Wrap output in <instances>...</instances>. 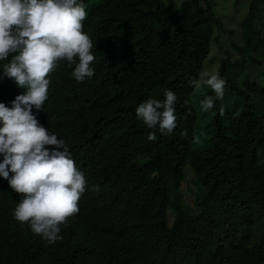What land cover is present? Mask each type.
<instances>
[{
    "label": "trees",
    "instance_id": "1",
    "mask_svg": "<svg viewBox=\"0 0 264 264\" xmlns=\"http://www.w3.org/2000/svg\"><path fill=\"white\" fill-rule=\"evenodd\" d=\"M259 1L233 45L238 59L219 63L227 83L217 99L192 85L220 27L210 0H85L94 75L77 82L75 65L59 62L42 110L33 109L85 173L79 211L50 244L13 217L21 194L0 178V264H264V73H243L264 60ZM5 63L0 102L11 107L24 89L3 74ZM165 89L177 94V126L162 135L135 109ZM206 95L214 107L205 112ZM188 169L196 190L186 210Z\"/></svg>",
    "mask_w": 264,
    "mask_h": 264
},
{
    "label": "clouds",
    "instance_id": "2",
    "mask_svg": "<svg viewBox=\"0 0 264 264\" xmlns=\"http://www.w3.org/2000/svg\"><path fill=\"white\" fill-rule=\"evenodd\" d=\"M87 15L85 0H0V62L7 61L3 74L24 89L11 107L0 102V178L21 194L13 217L50 244L63 238L62 226L79 211L86 178L65 140L46 129L33 109L42 110L48 74L59 62L75 65L71 76L77 82L94 75V45L84 31ZM226 83L218 70L192 81L196 89L213 90L217 99H223ZM163 95L141 102L135 112L148 128L167 135L177 126V94L165 89ZM200 106L211 110L213 97L206 95ZM148 139L155 141L156 132H149Z\"/></svg>",
    "mask_w": 264,
    "mask_h": 264
},
{
    "label": "rangeland",
    "instance_id": "3",
    "mask_svg": "<svg viewBox=\"0 0 264 264\" xmlns=\"http://www.w3.org/2000/svg\"><path fill=\"white\" fill-rule=\"evenodd\" d=\"M182 0H175L176 3ZM252 0H210L213 7L215 19L220 23V27H214L213 41L210 45V54L203 66V73L206 71H217L219 63L229 54L231 61L234 62L238 59L237 52L234 50L233 45H241L243 41L242 24L249 12V4ZM205 8V5H203ZM258 10L261 18L258 23L255 22L257 28L264 36V2H258ZM175 13V12H173ZM244 65L245 70L243 73L249 77L251 81H259L258 72L264 73V60L252 59ZM203 75V74H202ZM226 96V93L224 94ZM194 179L193 172L188 169L186 171V181L181 187L180 194L185 203V209L189 210L193 203L196 187L192 184ZM188 204V205H186ZM174 221V212L172 209L168 210L169 225Z\"/></svg>",
    "mask_w": 264,
    "mask_h": 264
}]
</instances>
